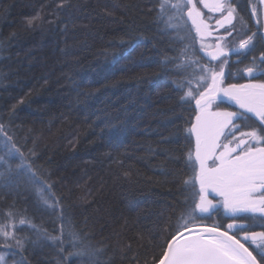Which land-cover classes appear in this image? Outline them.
<instances>
[{
  "label": "trees",
  "instance_id": "1",
  "mask_svg": "<svg viewBox=\"0 0 264 264\" xmlns=\"http://www.w3.org/2000/svg\"><path fill=\"white\" fill-rule=\"evenodd\" d=\"M251 1L231 3L230 44L253 39L223 65V88L264 82V38ZM159 8L160 0H0V123L40 182L17 175L19 155L6 157L14 171L0 167V214L14 211L17 224L26 219L17 234L29 238L23 253L29 264L67 257L70 229L95 252L94 264H145L185 207L191 189L183 182L194 175L188 153L195 138L187 129L195 101L181 99L184 42L174 29L165 33ZM32 17L39 19L29 25ZM195 48L207 63L199 37ZM212 64L218 71L220 62ZM247 67L256 69V79ZM218 107L238 110L227 98ZM204 215L197 224L226 226L221 212ZM256 217L242 222L262 232L264 219ZM20 258L9 255L8 264Z\"/></svg>",
  "mask_w": 264,
  "mask_h": 264
},
{
  "label": "snow or ice",
  "instance_id": "2",
  "mask_svg": "<svg viewBox=\"0 0 264 264\" xmlns=\"http://www.w3.org/2000/svg\"><path fill=\"white\" fill-rule=\"evenodd\" d=\"M198 5L209 12L221 13L215 23L219 28H224L227 36H232L236 27L233 24L235 9L228 0H160V19L164 22L165 33L168 29H174L176 37L184 42L179 56L185 59L177 64L182 80L177 88L183 92L182 100L195 101V122L187 129L195 138L194 150L188 153L194 175L183 182L191 189L190 195L184 200L185 207L177 216L164 244L159 245V254L153 255L151 261L146 260L145 264H261L264 261V231H251V225L239 221H255L256 213L261 214L259 219H264V82L220 87L224 76L223 65L228 62L220 58L227 54L220 44L205 42L212 32ZM38 19L32 17L27 22L32 25ZM189 21L191 28L188 26ZM192 29L196 36L191 35ZM196 37L200 39V50L205 51L207 63L197 56ZM226 38L217 37L219 40ZM252 39L253 36H248L240 40L239 49L248 48ZM209 48L214 50L207 51ZM260 59L264 62V54ZM214 60L220 61L219 71L212 64ZM255 70L254 67L244 69L252 79H256L253 75ZM261 71L264 72V69ZM223 98H227L238 110L213 111L216 102ZM243 128L250 130L244 131ZM229 136L231 139H228ZM0 137L4 138L3 147L6 149L5 154L0 155V167L6 166V172H13L7 158L19 155L20 162L15 169L17 175L30 174L28 178L34 185L40 183L31 172V165L26 163L20 148L8 135L4 123H0ZM212 194L220 200L214 203L213 199H209ZM217 204L230 213L232 223L226 226L196 223L198 219L205 218L204 214H211L212 210L217 209ZM0 215L4 216V221H0V248L12 257H21L19 261L13 260V264H29L23 255L28 250L26 243L29 238L17 234L24 231L18 225H25L26 219L19 218L17 224V217L11 210ZM69 238L73 251L68 252L67 257L62 256L58 264L73 258L94 264L92 258L95 252L82 246L80 234L70 229ZM53 239L63 244L59 237ZM253 245V251L260 256V261L253 251H249ZM65 250L60 247L61 253ZM9 255L0 253V264H8Z\"/></svg>",
  "mask_w": 264,
  "mask_h": 264
},
{
  "label": "flooded vegetation",
  "instance_id": "3",
  "mask_svg": "<svg viewBox=\"0 0 264 264\" xmlns=\"http://www.w3.org/2000/svg\"><path fill=\"white\" fill-rule=\"evenodd\" d=\"M229 3L231 4L232 0H229ZM250 7H251L250 11L252 13V17H253V21L255 23V26H258L259 28H261L262 27V22H263V16H262V9H261V5H260L259 0H252ZM253 9H255V13L253 12ZM209 14H211V13H205V16H207ZM212 15H213V18L210 21L212 24L215 23L216 19L221 17V13H218V12H212ZM234 20H235V17H234ZM215 25H216V23H215ZM217 27L218 26L216 25L213 28L214 29H218ZM226 27H230V26H226ZM219 36H226L227 38L225 40H219V39H217V37H219ZM214 38H215L214 40L216 42L215 44H220L227 52H231V53L227 54L226 56L220 58V60H225L226 59L227 61H229L232 58H234L235 56L241 55L247 49V48L246 49H239V46H232L230 44V41H231V39H229L230 36H227V34L225 33L224 28H221L220 30H218L217 31V35L214 36ZM231 49H236V51L232 52ZM216 62H220V61L217 60ZM223 69H225V68H223ZM223 71H224V74H225V70H223ZM220 87H223V84H221ZM219 103H221L220 100H218L216 102V105H214L213 111H230V110L225 109L223 107H218ZM237 123H238V121H237ZM237 135H239V133H237ZM228 139H231V137L229 136ZM224 142H227V141H224ZM209 199H213V201H215V202H218L220 200L219 197H214V194L210 195ZM221 207L218 206V209H216L214 212H216V213H220L221 212L222 215L225 216V219L227 220L225 225H227L228 223H232L233 220L231 219L230 213L226 212L225 209L222 207L223 211H224L223 212ZM214 212H212V213H214ZM255 215H261V214L260 213H256ZM239 222L243 223L242 221H239ZM246 246H248V244H246Z\"/></svg>",
  "mask_w": 264,
  "mask_h": 264
},
{
  "label": "rangeland",
  "instance_id": "4",
  "mask_svg": "<svg viewBox=\"0 0 264 264\" xmlns=\"http://www.w3.org/2000/svg\"><path fill=\"white\" fill-rule=\"evenodd\" d=\"M228 2H229V0H228ZM198 7H200V9H201V11L204 13V17H205V19H206V22L209 24V26H210V28H209V30L212 32V35L211 36H209V37H207L206 38V43H208V44H212V45H215V38H214V36H216L217 35V31L218 30H220L221 28H219V27H217L218 29H214L213 27H215L216 25H215V23H211L210 21L212 20V18H213V15H212V12H209L206 8H203V6L202 5H198ZM205 13H211V14H209V15H207V16H205ZM236 22H235V20H234V18H233V24H235ZM236 25V24H235ZM262 29H263V22H262ZM235 46H239V43L238 44H236ZM209 49H212V48H209Z\"/></svg>",
  "mask_w": 264,
  "mask_h": 264
},
{
  "label": "water",
  "instance_id": "5",
  "mask_svg": "<svg viewBox=\"0 0 264 264\" xmlns=\"http://www.w3.org/2000/svg\"><path fill=\"white\" fill-rule=\"evenodd\" d=\"M259 2H260V5H261V9H262V16H263V29H262V35H263V38H264V2H262V0H259ZM222 47V46H221ZM223 48V47H222ZM224 49V48H223ZM214 49H208L207 51H213ZM224 51H225V53L226 54H229V53H231V52H227L225 49H224ZM232 52H234V51H232ZM202 53H203V55L206 57V55H205V51L204 50H202ZM207 58V57H206ZM222 58V57H221ZM208 59V58H207ZM214 61H217V60H214ZM207 226H210V225H207ZM221 230H224V229H221ZM247 247V246H246ZM249 251H251L250 249H249ZM253 255H255L254 253H253ZM256 256V255H255ZM257 258V257H256ZM257 260H258V258H257ZM259 261V260H258Z\"/></svg>",
  "mask_w": 264,
  "mask_h": 264
}]
</instances>
